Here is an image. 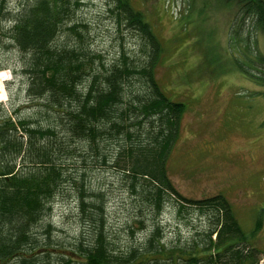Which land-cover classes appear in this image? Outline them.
<instances>
[{"label": "trees", "instance_id": "obj_1", "mask_svg": "<svg viewBox=\"0 0 264 264\" xmlns=\"http://www.w3.org/2000/svg\"><path fill=\"white\" fill-rule=\"evenodd\" d=\"M106 1L121 30L110 61L77 24L82 0H25L15 12L0 0V46L19 53L34 104H0V264H260L264 250L249 242L223 194L189 198L171 178L186 105L160 86L164 47L144 13L130 0ZM239 1V17L264 31V0ZM251 28L233 27L230 41L248 39ZM123 29L140 36L132 51ZM257 55L256 65H240L264 85ZM95 169L111 172L112 189L128 194L124 223L111 222ZM65 194L80 228L68 239L52 220ZM168 207L174 224L162 220Z\"/></svg>", "mask_w": 264, "mask_h": 264}, {"label": "rangeland", "instance_id": "obj_2", "mask_svg": "<svg viewBox=\"0 0 264 264\" xmlns=\"http://www.w3.org/2000/svg\"><path fill=\"white\" fill-rule=\"evenodd\" d=\"M24 1L9 0V7L15 12ZM82 1L77 24L88 29L92 50L110 61L120 48L121 30L107 12L106 0ZM130 2L144 13L163 44L157 69L160 86L170 99L186 105L181 134L169 157L171 178L189 198L223 194L249 242L264 250V85L247 76L240 65H256L258 52L264 57V31L251 28V18L239 17V0ZM235 26L238 30L250 27L251 36L243 31L248 39L240 35L231 42ZM122 34L132 51L140 36L125 29ZM0 67V104L7 109L12 105L31 110L34 104L27 95V76L11 44L0 46ZM97 170L91 175L93 181L101 179L104 184L111 222L124 223L127 213L120 204L128 194L112 189L111 172ZM76 206L71 194L55 199L52 220L63 233L60 238H74L79 233ZM174 213L168 207L162 220L174 224ZM259 219L261 227L254 235ZM260 264H264V254Z\"/></svg>", "mask_w": 264, "mask_h": 264}, {"label": "bare ground", "instance_id": "obj_3", "mask_svg": "<svg viewBox=\"0 0 264 264\" xmlns=\"http://www.w3.org/2000/svg\"><path fill=\"white\" fill-rule=\"evenodd\" d=\"M124 66V65H123Z\"/></svg>", "mask_w": 264, "mask_h": 264}]
</instances>
